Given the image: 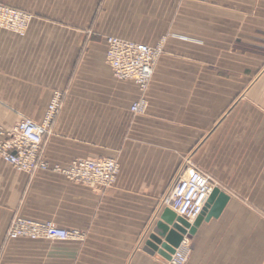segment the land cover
Returning a JSON list of instances; mask_svg holds the SVG:
<instances>
[{
  "label": "crops",
  "instance_id": "crops-1",
  "mask_svg": "<svg viewBox=\"0 0 264 264\" xmlns=\"http://www.w3.org/2000/svg\"><path fill=\"white\" fill-rule=\"evenodd\" d=\"M32 15L23 38L0 29V127L60 112L41 159H113L112 188L0 160V264H167L145 244L178 175L208 174L227 201L202 220L186 264H264V0H0ZM162 43L141 98L106 64V38ZM15 217L79 240L10 241Z\"/></svg>",
  "mask_w": 264,
  "mask_h": 264
},
{
  "label": "built area",
  "instance_id": "built-area-1",
  "mask_svg": "<svg viewBox=\"0 0 264 264\" xmlns=\"http://www.w3.org/2000/svg\"><path fill=\"white\" fill-rule=\"evenodd\" d=\"M31 20L32 15L0 3V29L23 38ZM106 47L105 61L114 77L120 81L133 82L141 93V98L130 106V112L134 115H145L148 103L144 94L162 54V43L150 47L107 37ZM62 100V92L55 91L40 123L22 118L11 128L0 127V160L15 171L26 175H32L37 171H52L62 174L73 183L90 188L100 190L112 188L119 172L118 163L113 159L75 160L67 168L50 167L41 159L43 139L51 133V127L60 112ZM214 188L216 185L208 174L187 165L173 183L162 207L192 222L203 211ZM6 238L10 241L64 242L79 240L81 236L77 232L66 231L49 222L38 223L15 217L8 227ZM189 253L187 240L183 238L166 263L186 264Z\"/></svg>",
  "mask_w": 264,
  "mask_h": 264
},
{
  "label": "water",
  "instance_id": "water-1",
  "mask_svg": "<svg viewBox=\"0 0 264 264\" xmlns=\"http://www.w3.org/2000/svg\"><path fill=\"white\" fill-rule=\"evenodd\" d=\"M227 201L218 188L211 192L201 214L192 222H188L178 216L170 209L165 208L159 220L156 222L152 233L145 244L152 253H156L166 261L174 254L184 237L194 234L200 222L209 218H216Z\"/></svg>",
  "mask_w": 264,
  "mask_h": 264
}]
</instances>
